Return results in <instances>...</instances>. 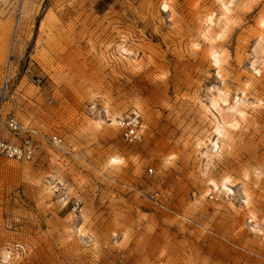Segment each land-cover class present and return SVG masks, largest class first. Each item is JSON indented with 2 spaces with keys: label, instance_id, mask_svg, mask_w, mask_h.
<instances>
[{
  "label": "rangeland",
  "instance_id": "obj_1",
  "mask_svg": "<svg viewBox=\"0 0 264 264\" xmlns=\"http://www.w3.org/2000/svg\"><path fill=\"white\" fill-rule=\"evenodd\" d=\"M0 116V264H264V0H0Z\"/></svg>",
  "mask_w": 264,
  "mask_h": 264
},
{
  "label": "built area",
  "instance_id": "obj_2",
  "mask_svg": "<svg viewBox=\"0 0 264 264\" xmlns=\"http://www.w3.org/2000/svg\"><path fill=\"white\" fill-rule=\"evenodd\" d=\"M3 126L7 128L9 131L13 133H19L21 129V125L18 120L10 116L3 120L2 116H0V127ZM123 126V138L128 143H135L140 138L141 132V121L139 116H133L129 119H126L122 122ZM55 142L59 140L54 138ZM36 149L34 145L27 141L25 144L17 146L15 144H11L8 141L2 140L0 138V156L11 159V160H32L34 158Z\"/></svg>",
  "mask_w": 264,
  "mask_h": 264
},
{
  "label": "bare ground",
  "instance_id": "obj_3",
  "mask_svg": "<svg viewBox=\"0 0 264 264\" xmlns=\"http://www.w3.org/2000/svg\"><path fill=\"white\" fill-rule=\"evenodd\" d=\"M212 17V16H211ZM211 19V18H210ZM221 125V124H220ZM223 126V125H222ZM222 126H220L221 128H222ZM218 127V126H217ZM219 130H220V128H219ZM222 130V129H221ZM223 137V136H222ZM215 146L217 147L218 145L217 144H215ZM218 149V148H217ZM214 186V185H213Z\"/></svg>",
  "mask_w": 264,
  "mask_h": 264
}]
</instances>
